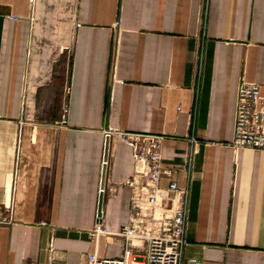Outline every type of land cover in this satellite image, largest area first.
<instances>
[{
	"label": "crops",
	"instance_id": "0c3cea01",
	"mask_svg": "<svg viewBox=\"0 0 264 264\" xmlns=\"http://www.w3.org/2000/svg\"><path fill=\"white\" fill-rule=\"evenodd\" d=\"M244 81L264 94V0H0V264L121 255L136 161L118 135L112 233L92 235L106 127L164 135L186 261L264 264V150L233 145Z\"/></svg>",
	"mask_w": 264,
	"mask_h": 264
},
{
	"label": "built area",
	"instance_id": "2783aa9c",
	"mask_svg": "<svg viewBox=\"0 0 264 264\" xmlns=\"http://www.w3.org/2000/svg\"><path fill=\"white\" fill-rule=\"evenodd\" d=\"M67 111V106H64ZM61 123H66L65 117ZM101 157L98 207L92 235L110 234L105 221V197L112 161L111 141L118 135L130 144L136 161L128 183L133 187L131 220L118 233L123 251L116 257L89 253L86 264H203L186 261L184 250L189 190L174 178L173 169L163 162L164 135L116 130L106 127ZM233 145L236 148L264 150V94L258 83L243 82L238 91ZM168 178L170 196L160 194V183ZM46 225L47 222H42Z\"/></svg>",
	"mask_w": 264,
	"mask_h": 264
}]
</instances>
